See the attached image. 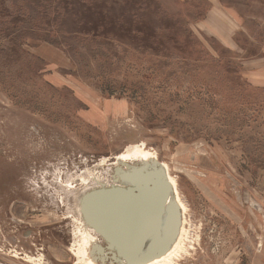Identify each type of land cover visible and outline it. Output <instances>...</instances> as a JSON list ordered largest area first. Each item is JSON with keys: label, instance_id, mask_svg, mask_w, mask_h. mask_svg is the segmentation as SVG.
I'll return each instance as SVG.
<instances>
[{"label": "rangeland", "instance_id": "rangeland-1", "mask_svg": "<svg viewBox=\"0 0 264 264\" xmlns=\"http://www.w3.org/2000/svg\"><path fill=\"white\" fill-rule=\"evenodd\" d=\"M133 146L184 209L162 264H264V0H0V264H82Z\"/></svg>", "mask_w": 264, "mask_h": 264}, {"label": "water", "instance_id": "water-1", "mask_svg": "<svg viewBox=\"0 0 264 264\" xmlns=\"http://www.w3.org/2000/svg\"><path fill=\"white\" fill-rule=\"evenodd\" d=\"M140 179L143 184L134 187L103 188L94 194L92 212L88 205V218L108 248L118 260L133 264L161 255L179 218L177 206L167 204L170 188L161 172H146Z\"/></svg>", "mask_w": 264, "mask_h": 264}, {"label": "bare ground", "instance_id": "bare-ground-1", "mask_svg": "<svg viewBox=\"0 0 264 264\" xmlns=\"http://www.w3.org/2000/svg\"><path fill=\"white\" fill-rule=\"evenodd\" d=\"M117 161H131L134 165L130 166L127 170L121 169V176L119 177L118 181L112 185L109 188H127V187H134L138 184H143L141 178V174H145L146 172L150 171H158L161 172L164 180L169 185V194H168V201L167 204H175L177 206V211L179 213L178 218V226L176 228L175 235L172 239V242L169 244V246L164 250V252L161 255H158L148 261L140 262L138 264H162L166 260L169 259V257L173 253V249L177 246L179 237L181 235V232L183 230L182 224L183 221L181 220V213L183 209L181 200L179 198V194L176 188L175 178L170 176L168 172V168L164 163L159 162L156 159L155 154L151 153L149 150H146L143 148V146H133L130 148L129 152L122 153L117 155L116 157ZM118 166V165H117ZM129 166V165H128ZM136 167V168H135ZM135 168V169H134ZM100 180V179H99ZM126 181V182H124ZM97 185L94 190L91 192H88L82 199H80L79 205H78V211L82 217V220L85 219L83 228H78L79 233V241H78V247L76 251L74 252L75 257L79 262L82 264H133L131 261L127 260H118L116 258L115 253L108 248V246L103 244V240H101L97 230L92 225L91 220H89L88 215L89 207L92 212V208L94 206V194H96L98 191L105 188L100 184L99 181H96ZM104 184V183H103ZM91 202V203H90ZM108 203V202H107ZM89 205V207H88ZM169 217H167V222ZM96 219H92V221L95 222ZM95 224V223H94ZM96 225V224H95ZM103 239V238H102Z\"/></svg>", "mask_w": 264, "mask_h": 264}, {"label": "crops", "instance_id": "crops-1", "mask_svg": "<svg viewBox=\"0 0 264 264\" xmlns=\"http://www.w3.org/2000/svg\"><path fill=\"white\" fill-rule=\"evenodd\" d=\"M183 2H191V1H203V2H207L209 4V9L210 7L215 8V5L217 3L218 0H182Z\"/></svg>", "mask_w": 264, "mask_h": 264}]
</instances>
